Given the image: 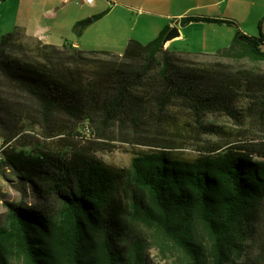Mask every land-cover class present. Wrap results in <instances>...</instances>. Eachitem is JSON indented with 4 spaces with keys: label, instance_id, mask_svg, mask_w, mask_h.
<instances>
[{
    "label": "trees",
    "instance_id": "1",
    "mask_svg": "<svg viewBox=\"0 0 264 264\" xmlns=\"http://www.w3.org/2000/svg\"><path fill=\"white\" fill-rule=\"evenodd\" d=\"M198 22L237 25L181 19ZM169 30L146 44L131 39L122 54L28 40L20 30L2 36L0 137L19 144L4 164L37 202H5L0 264H149L144 229L177 264H236L244 228L264 203V154L217 148L183 157L159 142V129L175 115L198 124L212 113L236 117L240 90L264 111V74L233 66L264 61V36L238 29L228 47L189 54L164 47ZM86 122L97 139H75ZM56 137L57 147L47 146ZM115 138L149 148L117 169L96 155Z\"/></svg>",
    "mask_w": 264,
    "mask_h": 264
},
{
    "label": "rangeland",
    "instance_id": "2",
    "mask_svg": "<svg viewBox=\"0 0 264 264\" xmlns=\"http://www.w3.org/2000/svg\"><path fill=\"white\" fill-rule=\"evenodd\" d=\"M199 0H95L93 4L79 1L71 11L67 10L68 18L86 21V28L82 31L86 47L91 50H105L119 53L124 50L125 37H140L143 43H148L156 36H150L151 32L159 29L160 14H177L186 11L188 15L196 13H217L216 7H208L204 10L195 8ZM46 5H42V4ZM56 0H0V42L2 35L9 29L31 24L37 25L39 14L44 13L47 7L55 5ZM70 10V9H69ZM229 11L235 15L237 25H232L236 32L238 29L250 33L257 38L264 36V0H241L231 5ZM186 15V14H185ZM95 17L96 19L92 20ZM175 19L172 16L169 21ZM90 21V22H89ZM62 18L51 19V15L43 16L40 23L43 25L57 26L65 23ZM161 27V26H160ZM197 30V29H196ZM64 32V29H62ZM158 31V30H157ZM200 37L201 32L196 31ZM74 39L79 38L72 33ZM151 37V38H149ZM154 37V38H153ZM136 39V38H133ZM28 41V40H26ZM180 43V47H185ZM89 49V48H87ZM118 49V50H113ZM264 51V43L262 45ZM204 61L219 60V58L200 57ZM234 67L254 69L264 74V61L253 62L242 60L233 62ZM238 113L233 117L226 113H212L207 116L203 124L193 122L181 115H175L166 120L159 129L162 135V144H169L175 153L183 157H196L201 153L211 152L217 148L243 150L264 154V111L255 107L253 99L247 91L240 90L237 100ZM85 125V124H84ZM81 125L79 134L75 139L83 142L94 140L95 131L91 124L90 131ZM34 133V131H31ZM2 138V137H0ZM57 137L48 139L46 144L50 148L57 147ZM111 146L99 150L96 155L106 164L117 169H126L131 165L134 152L139 149H148L145 145H136L133 142L113 139L109 141ZM19 148L15 141L11 142L9 149ZM257 159L259 158L256 157ZM264 159V157H262ZM36 203L32 192L24 193L15 173L0 169V214L8 211L5 202ZM244 240L240 243V251L233 255L236 264H264V203H261L258 211L246 227ZM198 234L204 241H208L205 231L198 228ZM147 237L148 249L146 251L149 264H177L180 258L172 251L164 253L151 237L149 230H143ZM15 264H28L24 257H15Z\"/></svg>",
    "mask_w": 264,
    "mask_h": 264
},
{
    "label": "crops",
    "instance_id": "3",
    "mask_svg": "<svg viewBox=\"0 0 264 264\" xmlns=\"http://www.w3.org/2000/svg\"><path fill=\"white\" fill-rule=\"evenodd\" d=\"M79 1L83 2V0H56L55 5L47 7L44 13L41 11V13L39 14L40 16L37 25H35L34 23L31 24V26H29L24 23L23 26H19L16 27L15 29H9V31H5L3 35L10 32H14L16 30H20L26 35V38L28 40H37L43 43L57 45V46L71 44L75 47H80L87 51H105V50H91L90 48L92 47H86L85 40L83 37L80 40L82 33H78L75 26L78 22L84 21L83 19H81L82 15L79 14L80 17H77V19L68 18L67 13H69L71 11V7H73ZM236 1H241V0H199L197 5L194 6L195 8L204 10L208 7H216L217 13H213V14L196 13L193 15L210 16L219 19L235 20L236 17L235 15H233L232 11H229V8L231 5L235 4ZM42 5L44 6L46 4L44 3ZM67 10L69 12H67ZM189 10L190 8L187 9L186 11H179L177 14H172V15L160 14L159 17L161 21L158 20L159 29L157 28L158 31L155 30L151 32L150 36L157 37L166 26H170V30L177 27L179 30V35L169 40L167 43H165L166 48H170L178 52L189 53V54H195V53L213 54L225 47H228L231 44L235 34L237 33L235 28H233L232 24L226 22L224 23L198 22V23H191L188 25H182L181 19L182 17L188 15L187 12ZM46 15L47 16L51 15V19L56 18L59 20V18H62L63 20H66V22L62 23L61 25L58 24L57 26H50V25L41 26L42 24L40 23V19ZM172 16H174L175 19H172V21L170 22L169 19ZM92 20H94V18H92ZM62 29H64V32L62 31ZM196 29L201 32L200 37L197 35L198 33L196 32L197 31ZM244 31L246 32L247 30L245 29ZM72 33H75L79 38L74 39ZM133 38H136V40L138 41L139 40L144 41V39L140 37H136V36L132 37L129 35L128 37H125L124 50L128 42ZM180 43H184L187 46L180 47ZM113 50H118V49H113ZM124 50H119L118 54H122Z\"/></svg>",
    "mask_w": 264,
    "mask_h": 264
},
{
    "label": "built area",
    "instance_id": "4",
    "mask_svg": "<svg viewBox=\"0 0 264 264\" xmlns=\"http://www.w3.org/2000/svg\"><path fill=\"white\" fill-rule=\"evenodd\" d=\"M83 2L87 4H93L95 0H83ZM164 47L166 48V45H164ZM84 126H85V129H87V131H90V126L88 122H86ZM10 145H11V142H6L3 138H0V164H3L5 170L8 172L11 171V168L10 166L5 165L4 163L7 160L6 151L9 149Z\"/></svg>",
    "mask_w": 264,
    "mask_h": 264
},
{
    "label": "water",
    "instance_id": "5",
    "mask_svg": "<svg viewBox=\"0 0 264 264\" xmlns=\"http://www.w3.org/2000/svg\"><path fill=\"white\" fill-rule=\"evenodd\" d=\"M179 35V30L177 27L173 28L172 30H170L167 35L165 36L164 39V44L167 43L169 40L173 39L174 37Z\"/></svg>",
    "mask_w": 264,
    "mask_h": 264
}]
</instances>
